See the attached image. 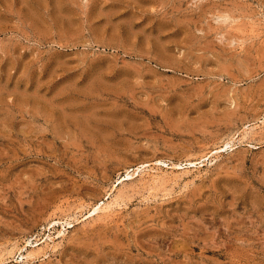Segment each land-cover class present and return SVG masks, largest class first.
Listing matches in <instances>:
<instances>
[{
    "label": "rangeland",
    "instance_id": "374dc122",
    "mask_svg": "<svg viewBox=\"0 0 264 264\" xmlns=\"http://www.w3.org/2000/svg\"><path fill=\"white\" fill-rule=\"evenodd\" d=\"M0 264H264V0H0Z\"/></svg>",
    "mask_w": 264,
    "mask_h": 264
},
{
    "label": "bare ground",
    "instance_id": "6f19581e",
    "mask_svg": "<svg viewBox=\"0 0 264 264\" xmlns=\"http://www.w3.org/2000/svg\"><path fill=\"white\" fill-rule=\"evenodd\" d=\"M222 16V15H221ZM226 19V18H225ZM246 136V135H245ZM244 138V137H243ZM227 146V145H226ZM221 148V147H220ZM221 150V149H220ZM219 151V150H218ZM217 151V152H218ZM211 153H212V151H211ZM210 153V154H211ZM216 153V152H215ZM209 154V155H210ZM206 159V158H205ZM189 163H190V161H188ZM145 163V162H144ZM142 164V163H141ZM140 164V165H141ZM191 164V163H190ZM194 164V163H193ZM138 165V164H137ZM145 165V164H144ZM180 165V164H179ZM201 165V164H200ZM181 166V165H180ZM177 167V166H176ZM135 168H137L136 166H135ZM134 169V168H133ZM140 169V168H139ZM150 169H152V168H150ZM138 170V169H137ZM142 170V169H141ZM160 170V169H159ZM128 171V170H127ZM149 171V170H148ZM135 172V171H134ZM158 172H160V171H158ZM146 173V172H145ZM141 174V173H140ZM130 175V174H129ZM157 176V175H156ZM160 176V175H159ZM163 178V176H160V178ZM119 183V182H118ZM112 194V193H111ZM122 197V196H121ZM116 199V198H115ZM120 201V200H119ZM102 202V201H101ZM112 202V201H111ZM100 204V203H99ZM117 204H118V202H117ZM98 205V204H97ZM125 205V204H124ZM109 203H105V202H102L99 206H97V207H95L94 209H93V212H91V214H90V216L96 211V210H100V211H102V210H105V209H107V208H109ZM115 206V205H114ZM118 206V205H117ZM94 207V206H93ZM112 208H115V207H112ZM90 210H92V208L90 209ZM108 210V209H107ZM88 216V215H87ZM58 220V219H57ZM66 220V219H65ZM59 221H61V220H59ZM68 222V221H67ZM52 223V222H51ZM54 223V222H53ZM56 223V222H55ZM71 223V222H70ZM52 225V224H51ZM70 225V224H69ZM72 225V224H71ZM63 228V227H62ZM61 230V229H60ZM49 236V235H48ZM51 236V235H50ZM52 237V236H51ZM50 240V239H49ZM48 240V241H49ZM25 241V240H24ZM29 242V241H28ZM26 243V242H25ZM30 243H32V242H30ZM35 243H37V242H35ZM40 244H41V242H40ZM26 245V244H25ZM26 247V246H25ZM31 254V253H30ZM23 255V254H22ZM24 257V256H23ZM26 258V257H25Z\"/></svg>",
    "mask_w": 264,
    "mask_h": 264
}]
</instances>
